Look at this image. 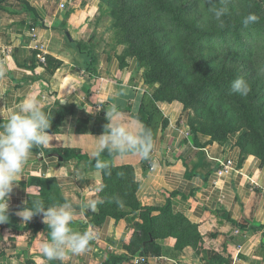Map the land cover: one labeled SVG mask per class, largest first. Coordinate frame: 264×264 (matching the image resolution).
<instances>
[{
  "label": "crops",
  "instance_id": "crops-1",
  "mask_svg": "<svg viewBox=\"0 0 264 264\" xmlns=\"http://www.w3.org/2000/svg\"><path fill=\"white\" fill-rule=\"evenodd\" d=\"M98 15L97 0H0L3 264H264L261 162L153 107Z\"/></svg>",
  "mask_w": 264,
  "mask_h": 264
},
{
  "label": "rangeland",
  "instance_id": "rangeland-1",
  "mask_svg": "<svg viewBox=\"0 0 264 264\" xmlns=\"http://www.w3.org/2000/svg\"><path fill=\"white\" fill-rule=\"evenodd\" d=\"M97 1L108 46L134 61L154 100L180 107L194 132L240 138L244 153L264 167L262 14L257 26L225 32L226 16L207 12L216 9L214 0H202L200 7L199 0ZM255 1L264 8V0ZM241 5L235 20L251 8ZM249 48L251 55H236ZM2 235L0 225V241ZM6 257L0 251V264Z\"/></svg>",
  "mask_w": 264,
  "mask_h": 264
},
{
  "label": "trees",
  "instance_id": "trees-1",
  "mask_svg": "<svg viewBox=\"0 0 264 264\" xmlns=\"http://www.w3.org/2000/svg\"><path fill=\"white\" fill-rule=\"evenodd\" d=\"M245 6H249L251 7L250 9L248 10H245V15H242V17H240V19H237L235 20V17L238 11V9L242 8V5ZM200 5H202V0H199L198 1V7H200ZM213 5L215 6L216 9H211V8H208V14L211 13L212 11L211 10H215L218 12V15H225L226 18L223 20V23L226 24V26L224 27L223 31L225 32H229V31H241L242 29H245L249 26H257V23L259 22V18L261 17L260 14L263 15L264 17V8H262L261 5H259V3H257L255 0H248V2L245 4V2H242V1H238V0H214L213 1ZM227 9H230V11L233 12V19L230 18V16L228 17L226 15V11ZM206 19V18H205ZM262 20H264V18H262ZM216 21L218 22V20L216 19ZM259 25V24H258ZM252 54V50L251 48L249 49H243V50H240L238 52V54H236L237 56H241V55H251ZM241 58V57H239ZM256 75V74H255ZM261 97L264 98V93H262V95H260ZM151 101H152V106L154 107V102H159V101H156L154 100L153 98H151ZM139 120H141L144 125H145V136H144V139L145 141H147L149 138V128H151V117L149 114H147L144 110H141L140 114H139ZM190 128H191V125L190 123L188 122ZM191 131L193 134H205V133H200V132H194L191 128ZM205 135H210L212 136L214 139L216 140H225L227 139L229 136L231 135H225V136H214V135H211V134H205ZM238 143L239 145L241 146L242 148V151H243V147H242V142L240 140V138H238ZM136 149H140L139 147H134L133 150H136ZM131 150H127V152H130ZM106 153L108 154H114L113 152L111 151H107ZM244 153V151H243ZM245 154V153H244ZM246 155V154H245ZM5 219V217H4ZM3 220V216L2 214H0V222ZM149 226V225H148ZM145 227V230L147 231V233L149 232V228ZM123 260H126L125 258H116V262H119V261H123ZM115 262V263H116Z\"/></svg>",
  "mask_w": 264,
  "mask_h": 264
},
{
  "label": "built area",
  "instance_id": "built-area-1",
  "mask_svg": "<svg viewBox=\"0 0 264 264\" xmlns=\"http://www.w3.org/2000/svg\"><path fill=\"white\" fill-rule=\"evenodd\" d=\"M60 8L65 9L66 5L63 3L61 4ZM30 38L33 43L32 49L38 52L36 55L38 62L42 65H45L47 62L46 45L34 26L30 28ZM221 166L223 169L220 171V175H228L233 170L232 164L230 162L222 163Z\"/></svg>",
  "mask_w": 264,
  "mask_h": 264
}]
</instances>
